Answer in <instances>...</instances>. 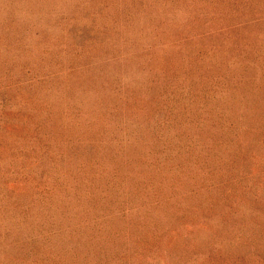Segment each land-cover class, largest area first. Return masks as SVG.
<instances>
[{
  "label": "rangeland",
  "instance_id": "rangeland-1",
  "mask_svg": "<svg viewBox=\"0 0 264 264\" xmlns=\"http://www.w3.org/2000/svg\"><path fill=\"white\" fill-rule=\"evenodd\" d=\"M0 264H264V0H0Z\"/></svg>",
  "mask_w": 264,
  "mask_h": 264
}]
</instances>
